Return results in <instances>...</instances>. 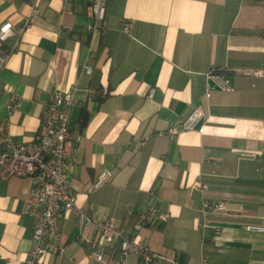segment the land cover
<instances>
[{"label":"crops","instance_id":"crops-1","mask_svg":"<svg viewBox=\"0 0 264 264\" xmlns=\"http://www.w3.org/2000/svg\"><path fill=\"white\" fill-rule=\"evenodd\" d=\"M71 3L68 13L64 0H38L1 73L0 119L12 138L33 140L49 93L77 83L68 117L85 136L71 169L77 206L135 233L153 205L167 219H153L139 236L163 264H264V231L248 229L264 227V0H107L104 34L87 32L86 0ZM27 12V0H0V25L19 27ZM210 72L234 89L206 98ZM12 95L18 105L9 112ZM195 108L206 116L204 133L158 134ZM104 169L111 178L89 191ZM29 185L25 177L0 179V264H20L31 247L34 219L21 213ZM205 201H223L226 211L208 213L202 227ZM79 231L72 213L62 217L65 252L36 264H144L133 251L123 260L116 245L95 259ZM82 234L90 238L91 229Z\"/></svg>","mask_w":264,"mask_h":264},{"label":"built area","instance_id":"built-area-1","mask_svg":"<svg viewBox=\"0 0 264 264\" xmlns=\"http://www.w3.org/2000/svg\"><path fill=\"white\" fill-rule=\"evenodd\" d=\"M38 0H27L28 12L19 27H13L11 22L0 25V77L11 55L18 48L23 33L31 26L32 18L39 13ZM85 15L89 19L86 30L90 34H104L107 30L105 21L107 0H86ZM63 10L72 13L71 0H64ZM132 19H124L120 29L130 33ZM82 70L90 74L92 67L82 64ZM206 98L212 91H232L234 88L230 79L217 72L206 74ZM1 82V79H0ZM78 84H74L67 91L53 89L40 111V126L34 139L19 142L12 138L7 118L0 119V179L11 176L28 178L29 189L23 201L21 213L34 219L31 247L20 264H36L41 257L52 253H64L66 246L61 243L60 219L72 213L78 222L80 241L90 247V254L101 261L109 257L108 249L117 246L124 260L125 256L133 251L144 264H163L160 262L165 257L153 251L139 236L142 228L150 226L153 219L165 221L167 215L158 212L151 205L140 217L135 233H131L122 224L115 221L114 217L93 220L87 212L76 205V193L71 184V169L76 161L77 147L85 138L83 132L71 128L68 117L71 107L77 102ZM90 93L95 90L90 89ZM153 91L149 93L152 96ZM18 105L15 95L10 97L8 110L11 112ZM206 116L200 108H195L186 118H178L167 131L159 135H167L173 140L178 132L197 130L204 133ZM145 137L138 142L141 146ZM242 156H254V153H242ZM112 176L108 169L102 170L93 181L89 191L101 187ZM204 188V185H200ZM154 191V188L152 189ZM226 206L223 201H205L200 208L201 219L198 225L209 226L206 219L208 213H223ZM89 227L92 236L85 237L82 229ZM248 229L264 231L263 226L251 225ZM218 231V227H216ZM172 264H176L175 261Z\"/></svg>","mask_w":264,"mask_h":264}]
</instances>
